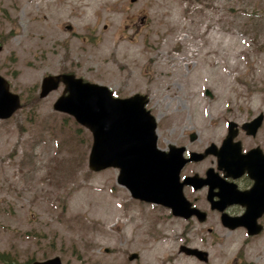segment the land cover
Returning a JSON list of instances; mask_svg holds the SVG:
<instances>
[{
	"label": "rangeland",
	"instance_id": "1",
	"mask_svg": "<svg viewBox=\"0 0 264 264\" xmlns=\"http://www.w3.org/2000/svg\"><path fill=\"white\" fill-rule=\"evenodd\" d=\"M0 44L22 102L0 119V252L12 264H264V230L209 233L134 204L118 169L89 170L90 131L52 108L63 85L39 97L59 72L147 94L159 147L189 116L198 127L264 112V0H0ZM183 238L208 261L180 252Z\"/></svg>",
	"mask_w": 264,
	"mask_h": 264
},
{
	"label": "water",
	"instance_id": "2",
	"mask_svg": "<svg viewBox=\"0 0 264 264\" xmlns=\"http://www.w3.org/2000/svg\"><path fill=\"white\" fill-rule=\"evenodd\" d=\"M64 27L71 29L69 24ZM60 83L64 85L63 92L52 107L70 114L91 132L88 168L99 171L109 166L118 167L117 182L124 185L134 198L172 206L174 214L187 217L189 214L180 201L183 200L180 186L188 180L178 183L179 170L185 160L178 152L171 150L166 154L157 147L155 117L145 108L148 101L146 95L135 93L128 97H117L105 85L84 81L73 73H58L42 78L39 96L45 97ZM206 93L210 94L208 90ZM20 107L19 94L12 92L9 82L0 75V119L9 118ZM195 155L191 153V158L194 159ZM226 160L220 157L218 163L224 167L238 165L235 160ZM255 177L254 187L257 188L263 179L259 173ZM246 201L247 211L243 217L228 218L222 215V220L230 228L245 225L249 234H257L261 228L255 225L256 218L250 213V204L252 206L259 202L256 199ZM179 250L200 261H208L206 250L189 246H180ZM135 257L136 253L128 256L130 260ZM29 264L63 263L59 256H53Z\"/></svg>",
	"mask_w": 264,
	"mask_h": 264
},
{
	"label": "flooded vegetation",
	"instance_id": "3",
	"mask_svg": "<svg viewBox=\"0 0 264 264\" xmlns=\"http://www.w3.org/2000/svg\"><path fill=\"white\" fill-rule=\"evenodd\" d=\"M143 20L144 16H141L139 21ZM213 118L216 120L204 118L205 120L194 121L200 122L197 127L192 124V117L189 116L190 124H184L179 132L173 128L168 129L167 126L164 128L169 136L161 148L166 154L171 150L178 152L185 160L178 174V183L188 180L181 185L184 199L180 200L189 214L187 219L174 214L172 206L148 202L131 195L130 198L134 204L158 210L166 217L187 222L193 220L200 227L206 226L209 233L219 227L227 231L242 230L247 237L252 238L264 230V112L257 110L256 113H247L242 119L226 115H216ZM191 153H196L194 159H190ZM220 157L235 160L238 165L221 166L218 163ZM258 173L263 183L256 188L255 176ZM248 199L259 202L252 206L250 204V213L256 218L255 225L261 228L255 235H249L245 225L230 228L222 220V215L228 218L243 217L247 211ZM211 218L214 219V224L207 226ZM181 245L196 247L186 238H183ZM134 253L137 254L134 258L137 261L139 254Z\"/></svg>",
	"mask_w": 264,
	"mask_h": 264
},
{
	"label": "trees",
	"instance_id": "4",
	"mask_svg": "<svg viewBox=\"0 0 264 264\" xmlns=\"http://www.w3.org/2000/svg\"><path fill=\"white\" fill-rule=\"evenodd\" d=\"M0 263L3 264H12L11 258L5 252H0Z\"/></svg>",
	"mask_w": 264,
	"mask_h": 264
},
{
	"label": "bare ground",
	"instance_id": "5",
	"mask_svg": "<svg viewBox=\"0 0 264 264\" xmlns=\"http://www.w3.org/2000/svg\"><path fill=\"white\" fill-rule=\"evenodd\" d=\"M102 85V84H101ZM106 86V85H105ZM108 87V86H107Z\"/></svg>",
	"mask_w": 264,
	"mask_h": 264
}]
</instances>
